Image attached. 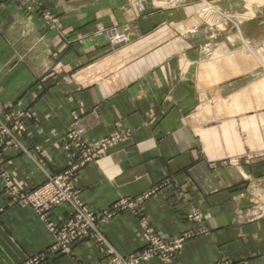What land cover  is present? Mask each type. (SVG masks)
<instances>
[{
    "label": "crops",
    "instance_id": "0c3cea01",
    "mask_svg": "<svg viewBox=\"0 0 264 264\" xmlns=\"http://www.w3.org/2000/svg\"><path fill=\"white\" fill-rule=\"evenodd\" d=\"M194 2L0 0V124L8 113L32 114L22 145L3 151L5 171L30 191L68 165L75 153L67 147L70 132L89 143L126 133L81 168L76 183L95 212L120 199L137 202L139 212L124 211L102 226L119 253L146 247L145 221L162 238L194 234L175 264H264V213L256 205L264 178L260 97L252 98L246 72L203 77L217 42L212 26L195 16ZM238 21L235 36L218 45L243 43L240 31L258 44L248 30L264 32V25ZM111 29L129 40L113 43ZM195 212L200 218L191 217ZM71 215V207L58 206L48 218L62 224ZM54 243L47 221L31 205L12 203L0 177V264H25ZM102 258L89 236L70 253L49 252L46 264Z\"/></svg>",
    "mask_w": 264,
    "mask_h": 264
},
{
    "label": "built area",
    "instance_id": "2783aa9c",
    "mask_svg": "<svg viewBox=\"0 0 264 264\" xmlns=\"http://www.w3.org/2000/svg\"><path fill=\"white\" fill-rule=\"evenodd\" d=\"M111 39L115 43L128 41V36L124 33L112 32ZM28 113L9 114L6 121L0 124V177L3 178L7 191L12 195V203L25 202L30 204L38 215L45 221L52 233L55 235V243L47 250L29 259L25 264H46L47 254L52 251L70 253L73 245L82 238L94 236L96 246L105 252L108 257L98 263H78V264H137L141 260H148L153 257H161L165 262L171 263L184 242L194 234L186 232L174 239L162 238L156 234L155 230L144 221L147 245L142 252L127 256L119 255L108 242L106 236L100 228V223L107 221L121 212L132 210L139 212L136 207L137 202L131 199H120L110 207L101 212L92 211L80 199V191L76 183L78 172L89 162L97 161L104 155L108 148L122 141L127 134L115 133L104 138L101 142L89 143L81 138L78 132L72 131L67 138V147H74L73 154L68 165L57 174L48 175L45 183L30 191L21 190L14 182L13 178L5 171L3 149L7 146L20 145V136L25 132L26 127L23 117ZM154 188L152 192L159 189ZM151 192V193H152ZM149 194L138 198L140 202ZM72 208L70 219L62 224H55L49 221V212L57 206H68ZM200 218V214L194 215ZM216 264H225L219 262Z\"/></svg>",
    "mask_w": 264,
    "mask_h": 264
},
{
    "label": "rangeland",
    "instance_id": "374dc122",
    "mask_svg": "<svg viewBox=\"0 0 264 264\" xmlns=\"http://www.w3.org/2000/svg\"><path fill=\"white\" fill-rule=\"evenodd\" d=\"M40 1L41 0H31V2L33 4H35L36 6L40 4ZM195 1L193 5L196 6V12H195V16H198L201 20L203 21H206L208 22L211 26H212V36H213V39L215 40V42H217V44H215L214 46H212V49H209V55H208V59H211L209 62H207L206 64L209 65V67L211 68L210 71H206L204 69V67L202 68V71H203V77L205 78H211L212 81H214L215 79H219V76L222 75V73L224 72V74H227L229 72H232V71H238L235 69L234 65V62H238L240 65H244V70L241 71V72H246V75L249 76V79L252 80L254 83L252 85H254V88H253V91H252V98L253 99H256L260 97V102L261 104L259 105L260 109L258 110L259 113V118L261 120V133L264 132L262 129V127H264V97L262 98L261 95L264 94V63L262 61H259V60H255V59H252L250 57H242L241 55V51L242 49L246 46L245 43H249V41L246 39V36H243L241 31H240V38L243 41V43H240V44H236V46L232 48H230V50H228V53L232 54V56H234L235 58L232 59V58H228L226 59L225 61L220 59V55L223 54L224 52H221V48H223L225 45H218V43L220 42V40L222 41H225V39H227L228 37H234L235 36V33L238 31L237 28L235 27V23L236 22H239L238 20L242 19V20H248V19H251L252 21L256 22L257 24H259L260 26H263L264 25V0H240V2H242L240 5V8L237 7L236 5V2L235 0H193ZM254 3V4H253ZM218 8L219 9V12L221 15L219 14H215L213 13L212 15L214 17H212L210 20L208 19V16L210 15V13L213 11V8ZM236 8L238 9L237 11L239 10H242L239 14L236 13ZM250 14H253L252 17H250L251 15ZM243 15V16H242ZM44 18L51 23L52 27L53 28H57V29H60V23H59V20L58 18H56L53 14H50L49 12H46L43 14ZM237 16V18H236ZM247 16V17H245ZM207 17V18H205ZM243 17V18H242ZM212 21V22H211ZM222 26V27H221ZM221 30V31H220ZM115 29H111V30H108L107 31V34L108 36L110 37V40L113 42V40L111 39V33L114 32ZM116 32V31H115ZM221 32V33H220ZM254 32V40H257L258 44H253L252 43V46L257 49V50H262L263 52V57H264V44H259V42H261L263 39L262 37H264V32L262 29H255V28H250L248 30V33L249 35H252L251 33ZM129 38V37H128ZM129 40V39H128ZM127 42V41H126ZM242 42V41H241ZM115 43V42H113ZM125 43V42H123ZM117 44V43H115ZM118 44H121V43H118ZM240 55V56H239ZM218 56V57H216ZM216 57V58H214ZM236 58L238 60H236ZM245 59V60H244ZM222 60V62H221ZM243 60V61H242ZM234 61V62H233ZM227 62V63H226ZM246 62V63H244ZM249 63V64H248ZM211 64V65H210ZM231 67H229V66ZM232 65V66H231ZM249 67H248V66ZM227 67H229V69H227ZM225 68V69H224ZM205 70V71H204ZM214 71V72H213ZM208 72V73H206ZM207 74V75H206ZM231 74V73H230ZM210 75V77H209ZM218 75V76H217ZM217 76V77H216ZM256 96V97H255ZM262 100V101H261ZM28 113L29 115H25L23 117V123L25 124V127H26V130L25 132L20 136V142H21V137L27 132V125L25 123V120L27 118H31L32 114L30 111H24L23 113ZM22 113V112H21ZM9 114H12V113H8L7 115ZM20 114V113H18ZM7 115H6V119H7ZM6 121V120H5ZM78 132V131H76ZM69 135V134H68ZM80 135V134H79ZM68 138V136H67ZM82 138V137H81ZM83 139V138H82ZM104 139V138H103ZM102 139V140H103ZM125 139V138H124ZM123 139V140H124ZM84 140V139H83ZM102 140L98 141V142H101ZM122 140V141H123ZM121 142V141H120ZM119 143V142H118ZM117 144V143H116ZM114 144V145H116ZM22 145V142L21 144ZM112 145V146H114ZM15 146V145H14ZM110 146L108 148V150L104 153L103 156H105L109 149L112 147ZM7 147H13V146H7ZM6 148V147H5ZM4 148V149H5ZM3 149V151H4ZM4 155V154H3ZM101 156V158L103 157ZM247 157V156H246ZM251 159V157H249ZM240 159L239 158L238 160L234 159L232 160V163H236L235 161H237V163H240ZM248 158H246L245 160H247ZM94 162V161H93ZM90 163V162H89ZM87 165V164H86ZM84 167V166H83ZM82 167V168H83ZM61 172V171H60ZM59 173V172H58ZM57 174V173H56ZM48 179V177H47ZM260 186H261V194L259 196V199L256 203L257 205V209H259L261 212L260 213H264V178H261V182H260ZM81 199V198H80ZM84 203V202H83ZM28 204V203H27ZM30 205V204H29ZM86 205V204H85ZM70 207V205H68ZM87 206V205H86ZM58 207V206H57ZM88 207V206H87ZM56 208V207H55ZM34 209V208H33ZM93 211V210H92ZM103 211V210H102ZM101 212V211H100ZM50 213V212H49ZM122 213V212H121ZM199 212H195V214H197ZM38 214V213H37ZM120 214V213H119ZM195 214H192L191 217L195 218L194 215ZM117 216V215H116ZM71 217V216H70ZM114 218V217H113ZM111 218V219H113ZM70 219V218H69ZM111 219L107 220V221H103L100 223V228L102 230V226L104 223L110 221ZM197 219V218H195ZM146 230V229H145ZM103 232V231H102ZM104 233V232H103ZM157 234V233H156ZM105 235V234H104ZM55 236V235H54ZM194 236V235H193ZM192 236V237H193ZM94 237V236H92ZM177 237V236H176ZM176 237H172L171 239H174ZM107 238V237H106ZM191 238V237H189ZM188 238V239H189ZM165 239V238H164ZM170 239V238H169ZM187 239V240H188ZM96 239L94 238V241ZM108 240V238H107ZM186 240V241H187ZM185 241V242H186ZM108 242L110 243V241L108 240ZM184 242V244H185ZM96 244V242H95ZM110 246L119 254V255H123L121 253H119L113 246L112 244L110 243ZM184 246V245H183ZM97 247V246H96ZM183 248V247H182ZM97 249L103 254V258L101 260H99L98 262H102L104 260H106L108 257L106 256L105 252H103L102 250L99 249V247H97ZM142 252V251H141ZM179 252L180 250L178 251V253L176 254V257L173 258L172 257V262L171 263H168V262H165L161 257H153V258H150L148 260H141L139 263L137 264H141L145 261H149V260H159L161 261L163 264H175V261L177 259V256L179 255ZM139 253V252H138ZM133 254H136V253H133ZM130 255V254H129ZM123 256H127V255H123ZM98 262H95V263H98ZM219 262H223L225 264H232L231 260H223V261H219ZM219 262H215V263H211V264H216V263H219Z\"/></svg>",
    "mask_w": 264,
    "mask_h": 264
},
{
    "label": "bare ground",
    "instance_id": "6f19581e",
    "mask_svg": "<svg viewBox=\"0 0 264 264\" xmlns=\"http://www.w3.org/2000/svg\"><path fill=\"white\" fill-rule=\"evenodd\" d=\"M259 1V0H258ZM254 4V3H253ZM213 8V11L210 13V15L208 16V19L210 20L212 17H214L212 14L213 13H217V14H219V15H221L220 14V12H219V9L218 8H214V7H212ZM251 16L250 17H252V15L253 14H250ZM243 16V15H242ZM245 17H247V16H245ZM205 18H207V17H205ZM243 18V17H242ZM212 22V21H211ZM222 27V26H221ZM245 47L242 49V51H241V55H242V57H250V58H252V59H255V60H259V61H262L263 63H264V57L262 56L263 55V52H262V50L260 51V50H257V49H255L251 44H248V43H245ZM228 50H230V48L227 46V45H225L223 48H221V52H224L223 54H221L220 55V59H222V60H226V59H228V58H232V59H234L235 57L234 56H232V54H230V53H228ZM264 50V49H263ZM240 56V55H239ZM216 57H218V56H216ZM216 57H214V58H216ZM222 60H221V62H222ZM236 60H238L237 58H236ZM245 60V59H244ZM243 61V60H242ZM234 62V61H233ZM227 63V62H226ZM244 63H246V62H244ZM249 64V63H248ZM211 65V64H210ZM232 65H234V67H235V69L236 70H238V71H243L244 70V65H240L238 62H234V64H232ZM231 65V66H232ZM212 66V65H211ZM210 66V67H211ZM229 66V65H228ZM248 66V65H247ZM204 69L206 70V71H210V67H209V65L208 64H206V63H204ZM230 67V66H229ZM229 67H227V69H229ZM249 67V66H248ZM231 68V67H230ZM225 69V68H224ZM204 70V71H205ZM208 72H206V73H208ZM214 72V71H213ZM225 72V71H224ZM223 72V73H224ZM203 75H205V74H203ZM207 75V74H206ZM218 76V75H217ZM216 76V77H217ZM221 76V75H220ZM256 97V96H255ZM261 97L263 98L264 97V94H262L261 95ZM259 99V98H258ZM262 101V100H261Z\"/></svg>",
    "mask_w": 264,
    "mask_h": 264
}]
</instances>
